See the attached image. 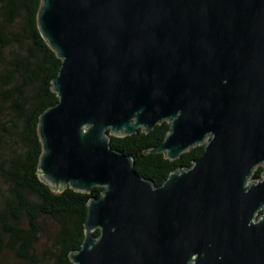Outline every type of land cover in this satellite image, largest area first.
<instances>
[{"label":"water","instance_id":"1","mask_svg":"<svg viewBox=\"0 0 264 264\" xmlns=\"http://www.w3.org/2000/svg\"><path fill=\"white\" fill-rule=\"evenodd\" d=\"M36 24L60 63L33 173L102 187L71 264H264V0H40ZM163 120L149 152L202 151L153 185L106 129Z\"/></svg>","mask_w":264,"mask_h":264},{"label":"trees","instance_id":"2","mask_svg":"<svg viewBox=\"0 0 264 264\" xmlns=\"http://www.w3.org/2000/svg\"><path fill=\"white\" fill-rule=\"evenodd\" d=\"M40 0H0V264H71L69 253L83 237L85 203L102 187L76 192L65 186L52 190L37 178L41 145L36 127L39 114L56 102L50 79L60 60L40 35L36 14ZM169 123H156L145 132L114 136L106 129L109 146L128 154L133 170L158 185L168 172L191 164L202 151L193 145L169 160L149 150L162 141ZM256 166L250 179H258ZM48 242L38 249L40 236ZM96 236L97 229L93 230Z\"/></svg>","mask_w":264,"mask_h":264},{"label":"rangeland","instance_id":"3","mask_svg":"<svg viewBox=\"0 0 264 264\" xmlns=\"http://www.w3.org/2000/svg\"><path fill=\"white\" fill-rule=\"evenodd\" d=\"M258 165L263 168V164L262 163H260ZM262 173H264L263 170H262ZM42 226H43L44 230H46V232L49 233V234H47V235L42 234L40 236V243H38V249H41L42 247H44V245L48 242L49 236H50V232L53 230L52 224L50 222H46ZM11 264H17V263L11 261Z\"/></svg>","mask_w":264,"mask_h":264}]
</instances>
